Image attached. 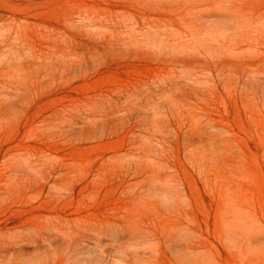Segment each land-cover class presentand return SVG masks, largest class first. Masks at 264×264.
Listing matches in <instances>:
<instances>
[{
	"label": "rangeland",
	"instance_id": "374dc122",
	"mask_svg": "<svg viewBox=\"0 0 264 264\" xmlns=\"http://www.w3.org/2000/svg\"><path fill=\"white\" fill-rule=\"evenodd\" d=\"M0 264H264V0H0Z\"/></svg>",
	"mask_w": 264,
	"mask_h": 264
}]
</instances>
